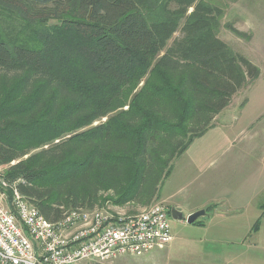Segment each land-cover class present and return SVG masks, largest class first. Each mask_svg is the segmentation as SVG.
<instances>
[{
	"label": "trees",
	"instance_id": "1",
	"mask_svg": "<svg viewBox=\"0 0 264 264\" xmlns=\"http://www.w3.org/2000/svg\"><path fill=\"white\" fill-rule=\"evenodd\" d=\"M221 16L202 0H0L2 178L52 223L153 203L259 76L218 38Z\"/></svg>",
	"mask_w": 264,
	"mask_h": 264
},
{
	"label": "rangeland",
	"instance_id": "2",
	"mask_svg": "<svg viewBox=\"0 0 264 264\" xmlns=\"http://www.w3.org/2000/svg\"><path fill=\"white\" fill-rule=\"evenodd\" d=\"M202 1L222 11L218 38L257 67L259 76L233 96L212 129L173 161L157 200L147 206L105 202L95 208L134 216L161 205L184 218L210 210L198 219L202 225L169 217L168 245L87 264H264V0ZM179 36L177 32L173 38ZM2 173L0 191L10 202Z\"/></svg>",
	"mask_w": 264,
	"mask_h": 264
},
{
	"label": "built area",
	"instance_id": "3",
	"mask_svg": "<svg viewBox=\"0 0 264 264\" xmlns=\"http://www.w3.org/2000/svg\"><path fill=\"white\" fill-rule=\"evenodd\" d=\"M10 202L0 191V264L103 263L123 256H140L168 245V210L148 206L134 216L104 209L78 208L55 222L44 219L16 189Z\"/></svg>",
	"mask_w": 264,
	"mask_h": 264
},
{
	"label": "water",
	"instance_id": "4",
	"mask_svg": "<svg viewBox=\"0 0 264 264\" xmlns=\"http://www.w3.org/2000/svg\"><path fill=\"white\" fill-rule=\"evenodd\" d=\"M206 215L205 210H200L195 213L190 214L186 218L182 216V214L177 210L170 211V217L174 220H184L187 224L191 225L198 221L199 218L204 217Z\"/></svg>",
	"mask_w": 264,
	"mask_h": 264
},
{
	"label": "flooded vegetation",
	"instance_id": "5",
	"mask_svg": "<svg viewBox=\"0 0 264 264\" xmlns=\"http://www.w3.org/2000/svg\"><path fill=\"white\" fill-rule=\"evenodd\" d=\"M168 214H169V216H170V211H168Z\"/></svg>",
	"mask_w": 264,
	"mask_h": 264
},
{
	"label": "crops",
	"instance_id": "6",
	"mask_svg": "<svg viewBox=\"0 0 264 264\" xmlns=\"http://www.w3.org/2000/svg\"><path fill=\"white\" fill-rule=\"evenodd\" d=\"M222 215H227V214H222Z\"/></svg>",
	"mask_w": 264,
	"mask_h": 264
}]
</instances>
